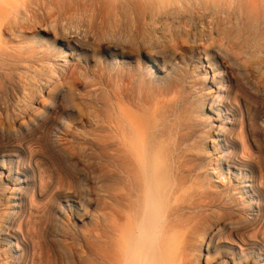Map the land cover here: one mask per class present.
<instances>
[{"label": "bare ground", "instance_id": "obj_1", "mask_svg": "<svg viewBox=\"0 0 264 264\" xmlns=\"http://www.w3.org/2000/svg\"><path fill=\"white\" fill-rule=\"evenodd\" d=\"M94 1L100 15L157 16L182 32L196 21L205 41L237 47L209 42L203 80L163 85L149 108L118 72L104 99L69 59L91 51L74 36L60 56L0 46V264H50L45 222L60 252L92 184L108 197L107 264H198L205 251L207 264H264V0ZM7 4L0 40L28 26L25 4Z\"/></svg>", "mask_w": 264, "mask_h": 264}, {"label": "rangeland", "instance_id": "obj_2", "mask_svg": "<svg viewBox=\"0 0 264 264\" xmlns=\"http://www.w3.org/2000/svg\"><path fill=\"white\" fill-rule=\"evenodd\" d=\"M4 2L6 5L3 8H7L8 0ZM20 3L27 7L23 9V6L20 9L19 16L26 18L28 26L21 30L22 33L2 30L0 46L43 47L53 50L59 48L58 52L60 50L63 52L58 53L60 56L66 52L69 53L62 39L74 36L83 44L86 43L85 45L90 47L91 51L88 53V59L84 58L85 61L73 60V57L69 59L81 63L83 73L96 84L106 100L110 95V86L116 72L119 73L120 80L127 79L133 90L132 100L138 102L137 94L141 92L145 95L148 107L151 108L155 103L153 100L158 97L163 85L182 84L188 75L194 76L191 80L197 79L201 82L204 77L202 67L208 68L204 54H202L204 66L200 65L198 57L199 50L210 47L211 41L204 40V35L199 32V23L196 21H192L191 26L187 27L188 31L182 32L170 20L157 16L146 17L140 14L123 13L115 17L100 15L94 0H20ZM186 32L189 33L188 36ZM23 33L24 36H22ZM214 37L216 44L218 42L217 45L223 44L222 47H231L235 51L233 47L237 46L227 41L226 36L217 34ZM215 41L211 43L215 45ZM117 47L119 49L115 51ZM163 53L167 55L166 64H163L162 60L157 61L158 55ZM212 144L213 142H210V146ZM50 169L53 170L52 167ZM217 181L227 182L228 179ZM91 186L87 194L90 201L87 202L86 209L79 214L69 211L64 219L68 232L62 243L61 251L64 248L66 250L62 253L63 256L60 254L61 251H58V247H55L58 243L53 240L55 239L54 226L52 228L51 223L45 222V230L51 238L49 242L51 247L44 251L43 256L50 257V264L108 263L106 261L110 249L108 231L106 230L102 239L98 238L97 232L100 210L105 211L108 206L107 192L99 184ZM241 196L238 195L237 198L241 199ZM66 257L67 259H64ZM198 264H207L206 251Z\"/></svg>", "mask_w": 264, "mask_h": 264}]
</instances>
